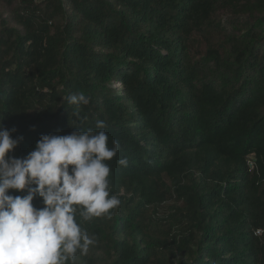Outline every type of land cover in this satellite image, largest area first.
Returning a JSON list of instances; mask_svg holds the SVG:
<instances>
[{"label": "trees", "instance_id": "obj_1", "mask_svg": "<svg viewBox=\"0 0 264 264\" xmlns=\"http://www.w3.org/2000/svg\"><path fill=\"white\" fill-rule=\"evenodd\" d=\"M0 4V123L23 137L11 155L97 119L120 143L106 163L121 204L76 217L97 243L75 264H264V0ZM80 92L89 105L65 99Z\"/></svg>", "mask_w": 264, "mask_h": 264}, {"label": "clouds", "instance_id": "obj_2", "mask_svg": "<svg viewBox=\"0 0 264 264\" xmlns=\"http://www.w3.org/2000/svg\"><path fill=\"white\" fill-rule=\"evenodd\" d=\"M65 99L77 107L90 103L83 92ZM106 128L97 119L98 130L42 135L34 150L17 158L11 153L23 137L13 138L15 129L0 123V264H75L78 252L86 256L97 243L76 217L110 219L121 204L106 163L117 156L120 143L112 138L109 146ZM117 163L127 167L128 160ZM38 198L41 208L33 203Z\"/></svg>", "mask_w": 264, "mask_h": 264}, {"label": "rangeland", "instance_id": "obj_3", "mask_svg": "<svg viewBox=\"0 0 264 264\" xmlns=\"http://www.w3.org/2000/svg\"><path fill=\"white\" fill-rule=\"evenodd\" d=\"M11 9L7 6H5L4 4H0V14H1V17L5 18V20H9L11 18ZM194 51H197L196 48L194 49ZM198 58V57H197ZM116 87H120V84H116ZM168 206L169 204H166L164 207H162L160 210H159V214L161 216H164L165 214H167L169 212L168 210Z\"/></svg>", "mask_w": 264, "mask_h": 264}, {"label": "built area", "instance_id": "obj_4", "mask_svg": "<svg viewBox=\"0 0 264 264\" xmlns=\"http://www.w3.org/2000/svg\"><path fill=\"white\" fill-rule=\"evenodd\" d=\"M253 156H250L249 159L247 160L248 166L251 170H254L255 168V160L253 159ZM257 236H262L263 235V231L259 230L256 232Z\"/></svg>", "mask_w": 264, "mask_h": 264}]
</instances>
